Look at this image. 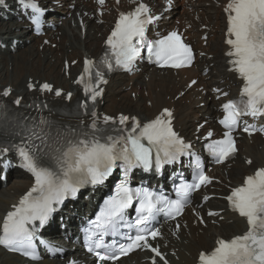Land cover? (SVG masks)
<instances>
[{"label":"snow or ice","instance_id":"1","mask_svg":"<svg viewBox=\"0 0 264 264\" xmlns=\"http://www.w3.org/2000/svg\"><path fill=\"white\" fill-rule=\"evenodd\" d=\"M131 2L135 5L131 10L119 13L105 40L107 47L103 56L98 61L85 58L83 72L76 81L84 86L86 100L79 104V109L92 117L89 124L81 121L76 127L61 126L45 117L39 122L34 118L32 122L10 119L0 106V124L4 131L20 138L19 143L10 146L0 142V154L15 149L18 166L34 178L32 186L0 222V245L5 248L38 260L34 241L38 239L39 228L49 222L58 206L67 198L75 197L86 184L103 185L119 168L122 178L113 194L104 201L95 220L85 229L89 252H94L98 261L105 262L118 261L136 249H148L154 253L152 264H157V258L168 264L159 246L150 243L161 235L153 222L160 213L176 219L183 213L185 205L191 203V194L213 182V178L205 174L200 158L191 151V144L174 130L170 109H163L146 123L124 114L118 117L104 115L103 123H100L95 105L104 91L101 85L107 83L106 72L131 71L135 62L144 58L143 51H146L147 59L161 67L179 69L191 65L194 59L192 48L176 31L159 39H148L149 25L161 17L154 15L143 0ZM3 3L4 0H0V4ZM21 3L32 10L31 19L39 26L43 10L35 0H21ZM97 3L103 5L105 0H97ZM168 4L170 6L171 0ZM223 11L226 16L224 42L229 46L225 55L230 58V71L238 75L242 86L237 99L221 105L224 114L219 123L226 129L222 138L213 139L206 146L216 163L224 162L237 152L233 132L243 117L264 116V0H227ZM28 87L34 85L30 82ZM40 89L55 91L56 96L62 94V90L53 89L48 83L41 84ZM214 91L219 92V89ZM10 92L7 88L2 94L7 96ZM67 96L71 98V93ZM15 103L19 104L20 100ZM77 114H80L79 110ZM243 131L252 135L257 129L245 125ZM259 131L264 132V128ZM207 136L212 137L213 132L208 131ZM182 156L195 157L193 181L176 186V199L148 187L131 186L133 169L159 171ZM247 163L252 164V161L249 159ZM208 199V196L204 197V200ZM225 199L230 208L246 220L247 230L230 239L218 238L214 248L199 253L198 264H264V167L245 176L241 184L231 188ZM134 206L136 216L134 222H129L127 210ZM209 215L219 214L210 211ZM121 227H127L129 231L121 233ZM109 233L122 236L126 242L117 244L113 240L110 245L104 244V236ZM69 264L77 262L70 261Z\"/></svg>","mask_w":264,"mask_h":264},{"label":"bare ground","instance_id":"2","mask_svg":"<svg viewBox=\"0 0 264 264\" xmlns=\"http://www.w3.org/2000/svg\"><path fill=\"white\" fill-rule=\"evenodd\" d=\"M225 0H196L191 2L192 13L198 17L197 22H193L191 17L182 18L191 23L193 29L187 34L195 37L192 41L198 51L205 52V56L197 58L194 65L183 70H156L152 68H143L141 73L128 76L127 74H116L109 78L105 85L101 103L98 106L99 114L115 116L123 113L128 116L143 118L144 120L153 118L164 107L173 110V118L176 129L180 135L186 137L195 143V135L200 137L206 128L214 126L213 119L218 114L217 107L225 100L236 94L240 81L236 80L228 71L227 57L224 55L226 46L222 43L224 16L222 14L221 4ZM43 3L49 4V0H41ZM68 5H73L74 10L71 12L70 19L63 20V27L56 28V34L48 31L44 37H34L26 34L27 26L16 21L13 17L4 21L0 17V40L9 42L11 37L22 38L23 41L18 50V54L9 50L0 49V91L4 88L12 90L11 96L41 94L36 87L42 81H48L55 87H61L65 91L73 90V79L80 69L81 57L85 54H96L101 50V39L107 30L108 24L112 19V15L104 14L102 16L103 23H95V13L87 12L83 17L84 29L75 17V13L83 15L82 10H88L90 3H84L81 0H66ZM124 3L123 0L119 4L111 2L112 7H120ZM150 4L163 5L158 0H150ZM220 4V7L219 5ZM159 9V8H158ZM171 12L167 13L170 14ZM182 16L189 15L186 11H181ZM57 22L58 15L52 14L48 17ZM165 24L168 21H163ZM75 23V24H74ZM204 25V30L200 29ZM203 33L208 35L206 46L200 45L201 40L198 38ZM99 34V35H97ZM56 36L59 38L56 40ZM44 38H48L50 42H56L57 47L51 49L49 46L41 45ZM24 40H28L26 43ZM18 46V48H19ZM17 48V49H18ZM73 58L78 60L77 64L71 66L65 75L63 62L71 61ZM199 64V65H197ZM196 65V66H195ZM199 67H209L210 72L202 75ZM197 78V82L189 88L182 96L180 90L184 89L191 78ZM34 85L33 90H28L29 83ZM202 86L201 91H197V87ZM214 89H222L221 92H227L226 98L216 99L218 95ZM125 90L134 91V99L127 96ZM147 96H144V92ZM182 92V91H181ZM45 97L51 95L44 94ZM62 97L56 98L55 102H63ZM69 103V102H68ZM206 121V124L197 133L196 121ZM252 143L249 144V140ZM249 140L241 137L239 139V152L230 168L226 166L220 167L222 176L219 177L214 173V182L207 187L205 193L226 195L230 188L242 181L245 174H250L258 166H264V139L259 136L251 137ZM241 153H245L243 158ZM251 159L252 164L246 163L247 159ZM213 170V169H212ZM213 172V171H211ZM30 180L25 175H19L14 172L9 173L6 184L0 183V215L8 209L12 201L17 198L30 185ZM92 198V197H91ZM93 204L88 200H81L80 205H76L78 209L82 206L87 207ZM200 204V197L197 202L196 210H199L204 216L205 209L223 210L217 218L204 217L205 225L202 224L188 212L182 217L181 229L177 236L182 243H177L174 238V232L170 231L171 226L166 224L163 226L164 239L159 240L158 244L161 249L170 257L169 251L173 250L179 257V261L174 264H194L197 254L201 250L208 251L212 248L214 240L217 236L230 237L241 233L245 229L244 219L230 212L223 199L211 198L207 203ZM77 214H81L78 210ZM63 221L60 223L58 217L54 220V229L52 233H74L75 218L69 217L65 219L63 213ZM59 215V216H60ZM211 220L216 224H211ZM64 226L61 231L60 226ZM53 233V234H54ZM59 239V238H57ZM184 248L188 255H185ZM66 256H74L82 260L88 258L87 254L82 252L72 253L64 252ZM140 258L138 254L134 255ZM131 258V257H129ZM128 258H123L117 264L127 263ZM0 264H61L58 255L49 256L43 260L32 263L25 262L21 258L6 253L0 248ZM147 264V263H141Z\"/></svg>","mask_w":264,"mask_h":264},{"label":"rangeland","instance_id":"3","mask_svg":"<svg viewBox=\"0 0 264 264\" xmlns=\"http://www.w3.org/2000/svg\"><path fill=\"white\" fill-rule=\"evenodd\" d=\"M161 1V0H160ZM196 0H176V3H175V6H174V8H173V10H172V13H171V15H176L175 16V18L176 17H178V15H181V11L182 10H185L186 12H187V14H189V17H191L192 18V20L195 22L196 20H197V18L198 17H196V14L195 15H193V13H192V8H191V2H195ZM55 11H57V12H59V13H63V14H65V13H67V11H65L62 7H55ZM195 16V17H194ZM68 18H70V17H68ZM175 18H173V22H175ZM57 26H59V27H63V23H62V21L61 20H59L58 22H57V24H56ZM192 29V28H191ZM98 35V34H97ZM56 39H57V37H56ZM46 46H49L51 49H55L56 48V46L55 47H52V45H51V43H49V44H45ZM18 50L20 51V50H22V48L21 47H19V49H17V51H16V53L18 54L19 52H18ZM198 90L200 91L201 90V87H198ZM125 92L127 93V96H129V97H131V98H133L134 99V97H135V92L134 91H129V90H125ZM181 92V91H180ZM181 95H182V92H181ZM144 96L146 97L147 96V92L145 91L144 92ZM195 124H197V121H196V123ZM252 142V140H249V144ZM242 154V157L241 158H243V156H245V154L244 153H241ZM230 167V166H229ZM228 168V167H227ZM219 171V173L220 174H218V175H222L221 174V172H220V170H218ZM212 224H213V222H211ZM184 253H185V255H188V252H186V249L184 248ZM172 253V251H170V254ZM174 259L175 260H178V255H175L174 256Z\"/></svg>","mask_w":264,"mask_h":264}]
</instances>
